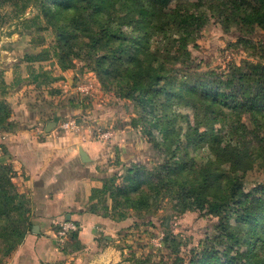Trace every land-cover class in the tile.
Instances as JSON below:
<instances>
[{"label": "trees", "instance_id": "obj_1", "mask_svg": "<svg viewBox=\"0 0 264 264\" xmlns=\"http://www.w3.org/2000/svg\"><path fill=\"white\" fill-rule=\"evenodd\" d=\"M37 1L0 0V5L8 4L18 17ZM39 1L46 24L40 25L35 16L23 22L24 28L39 33L53 27L55 46L51 51L44 47L41 35L32 38L29 44L40 50L26 54L25 60L42 63L54 58L64 71L71 67L73 58H82L104 92L114 91L116 98L140 109V117L132 115L129 125L142 129L162 159L154 167L132 162L118 177L104 179L102 187L91 192L89 211L101 210L121 221L127 217L126 211H147L159 198H166L175 202L173 208L180 213L196 209L216 217V222L211 225L212 236H206L202 248L191 250L187 259L179 255L176 246L173 249L162 240L175 255L170 262L161 259L154 264H264V181L248 191L241 183L254 163L264 170V41L254 45L240 37L235 43L250 45L261 61L233 64L225 73H195L196 66H175L189 59L188 46L196 43L208 17L183 8L179 0ZM210 2L224 32L230 25L248 34L256 27L264 32V0ZM123 26L137 35L127 37ZM151 38H159L162 46L150 51ZM34 75L32 80L38 84L52 78L44 70ZM223 104H229V109ZM179 105L191 110L192 122L176 112ZM7 116L3 106L0 125ZM179 121L185 127L177 126ZM222 130L229 138L221 135ZM189 147L207 149L203 165H196L188 156ZM12 177V168L0 162V216L23 208L18 225L0 223V236L10 228L21 241L30 228L28 200L17 192ZM151 193L155 196L150 204ZM71 238L75 239L76 233Z\"/></svg>", "mask_w": 264, "mask_h": 264}, {"label": "crops", "instance_id": "obj_2", "mask_svg": "<svg viewBox=\"0 0 264 264\" xmlns=\"http://www.w3.org/2000/svg\"><path fill=\"white\" fill-rule=\"evenodd\" d=\"M15 35L0 40V108L8 111L0 125V162L12 168V182L28 200L30 228L8 263L131 264L118 238L131 218L116 221L101 210L89 211L93 189L146 155L138 131L123 116L127 107L107 104L106 94L86 105L78 102L74 87L86 74L92 79L91 72L62 71L54 64L48 83L34 82L31 75L39 72L40 63L25 60L20 52L34 51L21 34ZM82 105L88 109L79 108ZM78 114L83 116L81 128L63 132L61 119ZM50 122L55 125L47 131ZM105 131L107 139L101 137ZM67 217L80 229L75 239L61 245L57 224Z\"/></svg>", "mask_w": 264, "mask_h": 264}, {"label": "rangeland", "instance_id": "obj_3", "mask_svg": "<svg viewBox=\"0 0 264 264\" xmlns=\"http://www.w3.org/2000/svg\"><path fill=\"white\" fill-rule=\"evenodd\" d=\"M47 4L52 5L50 1H47ZM179 4H181L183 8H188L191 11L204 13L208 17V20L200 31L196 43L188 46L190 52L189 59L184 60L185 62L183 64L178 63L175 66L176 69H183L185 65H193L194 68L195 66L197 67L193 69L195 73H202L210 70L218 73H225L233 64L240 65L244 61H261L250 45L244 46L242 44H235L240 37L250 39L254 45L263 42L264 32L260 30V28L256 27L252 34H248L244 30H240L239 26L230 25L228 31L224 32L220 18L217 13L212 12L210 8V0H179ZM115 15L116 14H113V18L117 22ZM35 16L39 18L40 25L43 26L46 24V20L42 17V9L39 0L26 8L24 13L18 17L14 16L13 8L8 4L0 5V40H11V38H16L15 34L18 35L22 33L21 36H23L25 41H30V39L41 35L45 39L44 47L52 51L55 46L56 35V30L53 27H48L47 30L40 31L39 33L34 32L33 29L27 31L24 28L23 22ZM122 29L128 33L127 37H135L137 35L131 32L128 26H123ZM149 45V50L152 51L155 47H161L162 43L159 38H151L149 40ZM30 47L32 50L30 49L29 51H34V53L40 50V48H34L31 45ZM27 51L22 50L20 53L25 56ZM29 53L31 54L33 52ZM54 64L56 65V60L52 58L50 61L38 64L37 70H44L50 73L53 71L52 68ZM69 69L91 72L82 58H73ZM33 73L35 74V72ZM94 76L92 77L93 81L90 77H87V74L84 78L77 81L74 87V94L72 95L78 102L86 105L90 99L100 95L104 97L106 94L109 96L106 100L107 102L105 101L107 104L114 103L115 105L127 107L126 113L123 115L124 117H129V120L132 115H134L136 119L140 117L141 111L139 108H134L130 101L116 98L113 95L114 91L104 92L96 76ZM177 77H180V75L177 74ZM88 81L93 83V91L92 95L87 96V94L78 92L77 87L79 85H86ZM102 103H104V101ZM84 105L79 108L87 110L88 108L84 107ZM222 107L229 109L230 105L223 104ZM175 110L178 113L188 116V120L192 122V112L189 108L179 105L175 107ZM82 117L83 116H79V114L70 115L62 118L61 121L67 118H76L79 123V128H81ZM243 121L248 123L246 116L243 117ZM177 126L185 127L183 121H179ZM135 129L138 131L140 139H142L143 145L146 147V155L142 158V162L146 163L148 167H154L162 161V159L153 148L152 143L149 142L148 137L143 134L142 129L140 127ZM215 131L219 133L220 127L218 125L215 126ZM106 132L109 133V131L103 133ZM222 134L225 135L226 138H229L226 131L222 130L221 135ZM261 134L264 135V131ZM155 137L158 140L160 139L157 134ZM187 151L188 156L195 159L196 165H203L206 162L208 157L206 155L208 154L206 148L195 151L192 147H189ZM223 169L226 170L225 167ZM114 176L118 177L117 174ZM263 181L264 170L258 163H254L252 169L248 170L241 180L242 188L248 191L258 187ZM144 189L147 188L144 187ZM154 196V193L149 195L150 204L153 202ZM174 205L175 202L172 203L166 198H159L156 205L152 203V206L147 211H126L127 217L125 219L131 218V220L129 224L122 229L118 238H120V240L122 239V245L128 249L124 257L129 259L131 264H154L161 259L169 262L172 261L175 252L174 250L166 249V247L161 244V241L164 239L168 244L172 245L173 249H175L174 246H176L179 250V255L187 259L191 250H199L202 248L206 236H212L214 230L211 228V225L216 222V217L209 216L205 214L204 211L196 209L180 213L173 208ZM23 207L25 208V206ZM22 209L23 208H20V212H22ZM20 212L18 211L5 217L0 216V223L5 224L4 226L11 224L18 225V214ZM165 223H167V225H165ZM15 232L17 235V231ZM22 240L23 239L20 241L19 237L16 239V236L12 234L10 228L2 231V236H0V264H9L8 261H10L17 247L22 243ZM216 247L219 251L223 250L222 246L216 245ZM242 250H244V247Z\"/></svg>", "mask_w": 264, "mask_h": 264}, {"label": "built area", "instance_id": "obj_4", "mask_svg": "<svg viewBox=\"0 0 264 264\" xmlns=\"http://www.w3.org/2000/svg\"><path fill=\"white\" fill-rule=\"evenodd\" d=\"M78 92L92 95L93 91V83L88 81L86 85H79L77 87ZM60 129L66 133H76L79 130V123L76 118H67L60 121L59 124ZM109 133H102L101 137L103 139L109 138ZM80 226L77 222L73 220H62L57 224V231H56V241L63 245L67 240L68 237L72 234H75L79 231Z\"/></svg>", "mask_w": 264, "mask_h": 264}, {"label": "water", "instance_id": "obj_5", "mask_svg": "<svg viewBox=\"0 0 264 264\" xmlns=\"http://www.w3.org/2000/svg\"><path fill=\"white\" fill-rule=\"evenodd\" d=\"M54 125H55V122H50V123H48L47 131L50 129V127H54ZM80 156H81V160H82L83 162H86V161H87V159L84 158L85 155H84V152H83L82 150H80ZM66 220H68V217H67Z\"/></svg>", "mask_w": 264, "mask_h": 264}]
</instances>
